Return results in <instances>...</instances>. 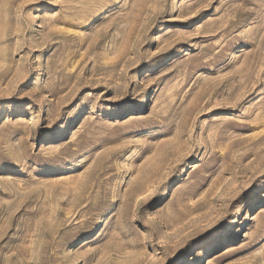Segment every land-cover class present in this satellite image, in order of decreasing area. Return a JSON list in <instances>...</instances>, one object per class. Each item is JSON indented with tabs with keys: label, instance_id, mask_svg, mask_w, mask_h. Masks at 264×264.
Segmentation results:
<instances>
[{
	"label": "rangeland",
	"instance_id": "rangeland-1",
	"mask_svg": "<svg viewBox=\"0 0 264 264\" xmlns=\"http://www.w3.org/2000/svg\"><path fill=\"white\" fill-rule=\"evenodd\" d=\"M0 264H264V0H0Z\"/></svg>",
	"mask_w": 264,
	"mask_h": 264
},
{
	"label": "bare ground",
	"instance_id": "bare-ground-1",
	"mask_svg": "<svg viewBox=\"0 0 264 264\" xmlns=\"http://www.w3.org/2000/svg\"><path fill=\"white\" fill-rule=\"evenodd\" d=\"M60 130L56 131L57 134H59ZM58 136V135H57Z\"/></svg>",
	"mask_w": 264,
	"mask_h": 264
}]
</instances>
